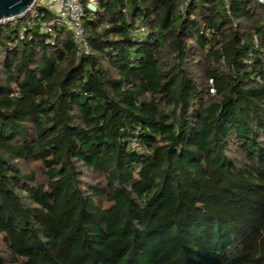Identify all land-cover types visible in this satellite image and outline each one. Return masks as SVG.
Listing matches in <instances>:
<instances>
[{
  "label": "trees",
  "instance_id": "1",
  "mask_svg": "<svg viewBox=\"0 0 264 264\" xmlns=\"http://www.w3.org/2000/svg\"><path fill=\"white\" fill-rule=\"evenodd\" d=\"M98 4L0 27V264H264V4Z\"/></svg>",
  "mask_w": 264,
  "mask_h": 264
},
{
  "label": "built area",
  "instance_id": "2",
  "mask_svg": "<svg viewBox=\"0 0 264 264\" xmlns=\"http://www.w3.org/2000/svg\"><path fill=\"white\" fill-rule=\"evenodd\" d=\"M99 0H36L29 10L17 17L0 20V27L9 24H17L21 20H25L19 31V40H25L29 33L40 23L41 18L36 11V7L47 5L52 12L53 18L49 23H40L41 29L46 34H52L55 26L68 31L76 41L80 55L89 53V43L85 36L83 20L87 12L95 14L99 11ZM264 4V0H258ZM32 15L31 19H27L28 15ZM141 32H144L141 29ZM139 32H135L138 35ZM31 37V36H30Z\"/></svg>",
  "mask_w": 264,
  "mask_h": 264
},
{
  "label": "water",
  "instance_id": "3",
  "mask_svg": "<svg viewBox=\"0 0 264 264\" xmlns=\"http://www.w3.org/2000/svg\"><path fill=\"white\" fill-rule=\"evenodd\" d=\"M36 0H0V20L26 13Z\"/></svg>",
  "mask_w": 264,
  "mask_h": 264
},
{
  "label": "rangeland",
  "instance_id": "4",
  "mask_svg": "<svg viewBox=\"0 0 264 264\" xmlns=\"http://www.w3.org/2000/svg\"><path fill=\"white\" fill-rule=\"evenodd\" d=\"M44 7H48L47 5L43 4Z\"/></svg>",
  "mask_w": 264,
  "mask_h": 264
}]
</instances>
